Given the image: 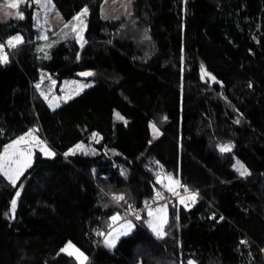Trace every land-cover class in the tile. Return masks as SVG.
Wrapping results in <instances>:
<instances>
[{
    "label": "trees",
    "instance_id": "1",
    "mask_svg": "<svg viewBox=\"0 0 264 264\" xmlns=\"http://www.w3.org/2000/svg\"><path fill=\"white\" fill-rule=\"evenodd\" d=\"M106 1L129 16L104 17L105 0H53L67 21L87 10L86 43L61 41L49 58L32 0L0 21V42L22 39L0 61V158L33 133L55 153L39 146L21 171L0 169V264H78L69 242L85 264H264V0ZM42 72L95 83L53 109ZM93 132L99 153L67 154ZM161 174L199 190L195 204L169 202L163 236L139 220L104 247L112 217L154 199Z\"/></svg>",
    "mask_w": 264,
    "mask_h": 264
},
{
    "label": "rangeland",
    "instance_id": "2",
    "mask_svg": "<svg viewBox=\"0 0 264 264\" xmlns=\"http://www.w3.org/2000/svg\"><path fill=\"white\" fill-rule=\"evenodd\" d=\"M28 0H19V5L16 8L10 7V3L16 2V0H0V21H6L14 17H21L19 14L24 16L22 11V6ZM124 2H129V0H122ZM35 6V27L37 30V40L39 44L37 46L39 55L43 58H49L51 50L61 41L76 38L80 45L86 43L85 38V28L87 23L86 13L82 11L78 14L75 19L67 21L53 0H32ZM103 7V15L106 18H118L121 16H129L128 12L124 11L120 13L122 9H119L113 13V9L110 7L109 3L105 0ZM120 5L122 2L120 1ZM119 6V5H118ZM132 11V8L131 10ZM87 12V11H86ZM120 13V14H119ZM19 37V36H16ZM13 37L8 40H3L0 42V61L5 63L12 54V50L17 46L22 39L20 38L19 42L13 41L12 44L8 42L12 40ZM7 57L5 60L4 57ZM90 75L93 74L92 71H88ZM90 75H85L90 77ZM95 82L89 81L87 79L71 78L66 79L59 85L58 80L51 75L49 72H42L41 79L36 83L37 92L46 100L48 105L51 108L59 107L63 102L73 98L78 95L88 87H91ZM34 139L31 142L29 147H23L22 149L15 151L17 148H9L3 156L0 158V169L6 171L9 175L12 174L10 166L14 163L20 166V171L26 166L29 161L32 159L31 156L34 154V149L39 146L46 148L40 137L33 133ZM35 141V142H33ZM101 141V134L93 132L87 141H81L70 150L67 151L68 155L83 153V154H97L100 150L97 147V143ZM81 145L80 149H77L76 146ZM232 149L231 144H224L220 146V149L224 151V148ZM106 153L110 155H115L118 153V150L107 147ZM228 150V151H229ZM66 154V155H67ZM235 167L239 172L247 173L248 168L237 159ZM122 173L126 175V169L122 167ZM164 184L162 191L159 190L158 195L155 198L159 199L161 202L155 208H148L146 215H142L140 218H130L125 213H117L113 217H118V219H113L111 226L107 231L102 232V242L103 246L109 249L115 248L119 240L123 235H128L133 232L139 220H144V222L151 229V232L155 233L157 236H163L165 233V225L168 220V211H169V198L175 197L177 200L182 199L180 196V184L181 179L173 174H165L163 178ZM20 193V191H19ZM19 196L15 197V200H18ZM129 225L131 227L129 228ZM114 242V243H112ZM74 248H69L67 253H72L76 257L78 264H85L88 260V255L75 243L69 242ZM69 243L65 246L68 247ZM64 248V249H65ZM75 250H79V253H82L83 256L78 258V254ZM86 258V259H85Z\"/></svg>",
    "mask_w": 264,
    "mask_h": 264
},
{
    "label": "built area",
    "instance_id": "3",
    "mask_svg": "<svg viewBox=\"0 0 264 264\" xmlns=\"http://www.w3.org/2000/svg\"><path fill=\"white\" fill-rule=\"evenodd\" d=\"M200 194L201 192L199 190L190 189L188 183L185 181H182L180 184V196L182 197L181 201L177 200L175 197H170L169 202H171V204H174V205L181 203L186 207H191L195 204L196 198ZM192 195H195V200L188 199V197ZM159 202L161 201L157 198L147 200L146 203L144 204L145 206H143L142 208L137 209L136 211L125 210V212L127 216L130 218H138L141 216V213L144 209L155 208L159 204Z\"/></svg>",
    "mask_w": 264,
    "mask_h": 264
},
{
    "label": "snow or ice",
    "instance_id": "4",
    "mask_svg": "<svg viewBox=\"0 0 264 264\" xmlns=\"http://www.w3.org/2000/svg\"><path fill=\"white\" fill-rule=\"evenodd\" d=\"M18 5H19V0H16V2L10 3L9 6H10V7H13V8H16V7H18ZM84 11H85V13H86L87 10L85 9ZM19 15H20L21 18H22V14H19ZM19 40H20L19 37H13L12 40H10L8 43H9V44H12L13 41L19 42ZM4 59L6 60L7 57L5 56ZM82 75H90V73H82ZM213 79H214V77H213ZM21 139H23V138H21ZM81 147H82L81 145H77V146H76L77 149H80ZM223 150H224V151H228L229 149L226 147V148H224ZM42 151H44L46 155H55V153H52L50 150H46V148H45V149H42ZM70 151H72V150H70ZM241 174L243 175V174H246V173L242 172ZM9 178L11 179V177H9ZM13 183L15 184V181H13ZM19 194H20L19 192L16 193L17 196H19ZM121 199H122V197H121ZM188 199L195 200V195H192V196L188 197ZM182 202H183V201H182ZM15 206H16V200H13V201H12V209H13V211L15 210ZM113 219H114V220H115V219H118V217H113ZM130 227H131V225H129V228H130ZM112 243H114V242H112ZM69 248H74V246H72V245L69 243L68 247L65 248V249H62V251H68ZM75 252L78 254V258L83 256L82 253H79V250H75ZM70 254H72V253H70ZM85 259H86V258H85ZM189 264H193V262H189Z\"/></svg>",
    "mask_w": 264,
    "mask_h": 264
},
{
    "label": "water",
    "instance_id": "5",
    "mask_svg": "<svg viewBox=\"0 0 264 264\" xmlns=\"http://www.w3.org/2000/svg\"><path fill=\"white\" fill-rule=\"evenodd\" d=\"M159 182H161V180H163V178H164V176L161 174L160 176H159Z\"/></svg>",
    "mask_w": 264,
    "mask_h": 264
}]
</instances>
